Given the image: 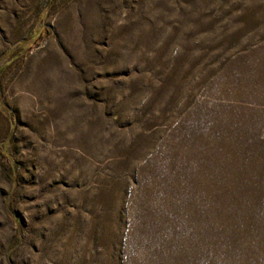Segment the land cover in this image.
<instances>
[{
    "label": "rangeland",
    "instance_id": "obj_1",
    "mask_svg": "<svg viewBox=\"0 0 264 264\" xmlns=\"http://www.w3.org/2000/svg\"><path fill=\"white\" fill-rule=\"evenodd\" d=\"M0 264H264V0H0Z\"/></svg>",
    "mask_w": 264,
    "mask_h": 264
}]
</instances>
